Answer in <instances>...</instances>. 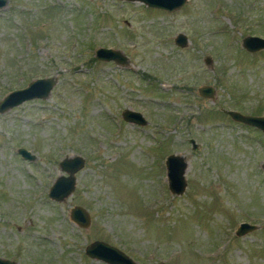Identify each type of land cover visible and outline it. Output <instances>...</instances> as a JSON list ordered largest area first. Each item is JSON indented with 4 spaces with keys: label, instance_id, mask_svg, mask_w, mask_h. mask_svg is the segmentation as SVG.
Returning <instances> with one entry per match:
<instances>
[{
    "label": "rangeland",
    "instance_id": "obj_1",
    "mask_svg": "<svg viewBox=\"0 0 264 264\" xmlns=\"http://www.w3.org/2000/svg\"><path fill=\"white\" fill-rule=\"evenodd\" d=\"M245 35L264 37V0H187L171 12L140 1L7 0L0 99L34 78L56 83L0 113V257L109 264L85 253L102 240L138 264H264V133L224 110L264 115V49H244ZM101 46L126 61L97 59ZM201 85L214 96H200ZM125 108L147 123L125 120ZM170 153L187 160L181 194L168 188ZM75 155L84 164L73 191L50 198L66 174L59 162ZM75 205L88 226L70 218ZM241 222L256 228L237 235Z\"/></svg>",
    "mask_w": 264,
    "mask_h": 264
},
{
    "label": "water",
    "instance_id": "obj_2",
    "mask_svg": "<svg viewBox=\"0 0 264 264\" xmlns=\"http://www.w3.org/2000/svg\"><path fill=\"white\" fill-rule=\"evenodd\" d=\"M126 1H140L146 6L171 12L179 9L185 5L187 0H126ZM7 0H0V8L5 6ZM174 43L178 46L184 47L188 44L186 34L180 32L175 35ZM241 45L249 52H256L264 49V37L256 35H245L241 39ZM95 57L99 60H113L117 63L126 61V56L118 49L110 47H98L95 49ZM207 64H210V58L205 59ZM56 83L54 76L38 77L32 79L25 87L17 88L9 91L0 99V113L17 106L24 101L30 99H44L48 97L51 89ZM200 96L213 97L215 89L211 85H201L198 87ZM234 120L259 128L264 133V115H248L243 114L233 109H224ZM122 117L130 122L139 125L146 124V118L139 111L125 108L122 111ZM193 148L198 144L194 139H189ZM19 154L28 160H33L34 155L24 147L18 148ZM84 164L83 157L75 155L73 157H64L59 162L60 168L66 172L64 175H59L49 188L48 195L50 198L61 201L69 195L75 186V172L79 170ZM166 176L168 178V188L172 193L181 194L186 187L185 170L187 167V160L183 154L170 153L165 159ZM70 218L78 225L86 227L89 225V214L85 208L80 205H75L70 210ZM256 225L248 222H241L235 233L242 235L252 229ZM85 253L92 258L102 260L109 264H138L131 257L125 254L119 248L102 240H95L85 246ZM0 264H20L10 259L0 257ZM158 264H165L160 262Z\"/></svg>",
    "mask_w": 264,
    "mask_h": 264
}]
</instances>
